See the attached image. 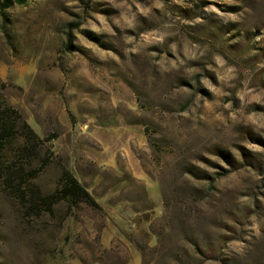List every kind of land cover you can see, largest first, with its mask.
<instances>
[{
	"label": "rangeland",
	"instance_id": "rangeland-1",
	"mask_svg": "<svg viewBox=\"0 0 264 264\" xmlns=\"http://www.w3.org/2000/svg\"><path fill=\"white\" fill-rule=\"evenodd\" d=\"M0 94L100 204L0 179V264H264V0L15 4Z\"/></svg>",
	"mask_w": 264,
	"mask_h": 264
},
{
	"label": "trees",
	"instance_id": "trees-1",
	"mask_svg": "<svg viewBox=\"0 0 264 264\" xmlns=\"http://www.w3.org/2000/svg\"><path fill=\"white\" fill-rule=\"evenodd\" d=\"M29 0H0V14L5 16L15 4L25 5ZM44 141L28 123L21 111L15 108L3 94H0V179L5 190L21 192L32 214L52 213L61 199L71 207L85 203L87 206L100 207L94 196L84 185L64 168L58 187L53 193L43 194L39 186L31 179L41 173L50 163V157L44 153ZM36 164L28 172L27 165Z\"/></svg>",
	"mask_w": 264,
	"mask_h": 264
}]
</instances>
